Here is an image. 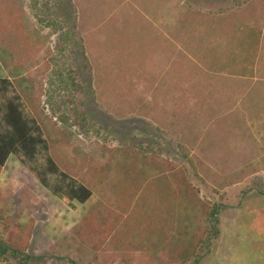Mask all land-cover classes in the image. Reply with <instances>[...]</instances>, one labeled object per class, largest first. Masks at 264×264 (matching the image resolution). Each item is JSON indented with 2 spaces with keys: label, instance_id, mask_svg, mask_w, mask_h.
Returning a JSON list of instances; mask_svg holds the SVG:
<instances>
[{
  "label": "rangeland",
  "instance_id": "rangeland-1",
  "mask_svg": "<svg viewBox=\"0 0 264 264\" xmlns=\"http://www.w3.org/2000/svg\"><path fill=\"white\" fill-rule=\"evenodd\" d=\"M4 1L34 49L23 63L1 51L0 75L35 97L59 164L86 177L109 166L95 176L78 220L11 163L14 192L0 202V240L21 239L26 249L0 264H19L25 254L24 264H264V0H66L75 25L68 58L57 55V32L39 20L35 0ZM187 13L195 15L185 23ZM238 22L260 29L247 76L216 68L236 52L229 39ZM130 39L141 66L115 53ZM151 159L189 170L186 180L207 209L222 205L219 232L201 244L197 263L171 260L149 247L154 236L131 233L154 200L146 185L161 171L144 164ZM205 217L193 209L181 220L187 239L203 235Z\"/></svg>",
  "mask_w": 264,
  "mask_h": 264
},
{
  "label": "trees",
  "instance_id": "trees-1",
  "mask_svg": "<svg viewBox=\"0 0 264 264\" xmlns=\"http://www.w3.org/2000/svg\"><path fill=\"white\" fill-rule=\"evenodd\" d=\"M34 8L38 9L40 13L38 17L41 19L39 20H45V26L52 27V30L57 32V44H55L57 55L68 58L71 45L74 44L75 46L73 43L75 39L72 34L75 27L74 14L69 1L35 0ZM188 15L194 17L195 14L187 13L183 18L185 23L190 22ZM233 35H235L234 38L231 37L229 42L236 51L235 54L231 53L229 57L222 59L216 68L237 75H250L259 47L260 29L253 24L238 22ZM131 43L133 41L130 39L131 47L126 51H121L122 49L118 47L115 53L126 52V56L128 54L135 56L133 52L136 49ZM33 49L32 38L27 32L25 24L6 4V1L0 0V56L5 53L1 51H7V54H14L18 62L23 63ZM134 62L141 66V57L137 56ZM213 62L216 63L215 60ZM63 64L64 60L62 59L61 65ZM34 102L33 94L21 91L13 78L9 75H0V171L3 172L0 179V202L3 205L14 192L13 182L6 164L10 158L33 177L39 187L45 189L73 210L75 206L72 201L84 204L91 197V188L94 185L95 176L101 175L103 170L108 168L109 163L108 161L105 162L99 169L92 167L88 177L84 172L80 175L78 168L72 164H70L71 166L59 164L53 155L54 140L42 127L37 117ZM129 155L132 153L127 156ZM144 164L159 169L161 174L155 176L146 185L147 190L151 192L154 198L150 206L151 211L150 213L146 209L140 211L143 218L137 220L138 224L131 233L139 234L143 238L154 236V241L149 247L157 249L171 260L178 259L183 262L191 260L197 263L201 256L198 253L201 244L204 243L205 239L215 238L219 232L216 215L221 210L222 205L213 203L207 209L205 204L199 202L193 193L192 186L186 180V177L191 176L189 170L188 174H184L183 169L180 168L181 173L170 167L171 165L167 160L157 163L151 159V162H144ZM121 165L123 166V164ZM133 167L129 166L127 170L132 172ZM225 184L228 182L224 181L220 186ZM193 209L199 214L205 215L207 223L198 234H203L202 236L197 237L196 232H194L187 239L180 222L187 218V215L189 217V213ZM3 212L4 209H1L0 215H3ZM179 213L181 218L178 220L176 217ZM3 219L5 226H8L12 217L5 215ZM81 221L84 222V219ZM174 221H176L175 225L178 229L173 224ZM95 230L91 226L87 232H94ZM98 231L106 236L110 229L101 226ZM172 231L176 233L174 236L171 234ZM24 242L21 239H14L12 236L0 240V258H19L17 256L26 249ZM207 245L208 243H206ZM136 247L145 250L148 245H136ZM28 257L27 254L22 255L19 264H24Z\"/></svg>",
  "mask_w": 264,
  "mask_h": 264
},
{
  "label": "crops",
  "instance_id": "crops-1",
  "mask_svg": "<svg viewBox=\"0 0 264 264\" xmlns=\"http://www.w3.org/2000/svg\"><path fill=\"white\" fill-rule=\"evenodd\" d=\"M11 163H15V165L16 166H19L18 164H17V162L16 161H14L13 159H8L7 160V162H6V164H7V170L9 169V168H11ZM20 167V166H19ZM21 168V167H20ZM23 169V168H22ZM24 170V169H23ZM25 171V170H24ZM1 172V171H0ZM26 172V171H25ZM28 174V173H27ZM29 175V174H28ZM33 178V177H32ZM34 179V178H33ZM35 180V179H34ZM36 182V181H35ZM36 184H37V182H36ZM37 187H38V189H42L43 190V192L44 193H46V194H48V196H50L51 198H53L54 200H57L58 202H60V204H62V205H64L66 208H67V210L66 211H71V212H73L74 214H75V218L76 219H80V218H82L83 217V215H84V213L82 212V213H80V206H82V205H84V204H80V203H78V202H76V201H72V203L74 204V206H75V209H70V208H68L66 205H65V203L64 202H62L61 200H59L58 198H56L55 196H53V195H51L49 192H47L45 189H43L42 187H39L38 186V184H37ZM45 190V191H44ZM31 192V191H30ZM30 192H29V194H30ZM33 195H36L37 193H32ZM33 198V197H32ZM33 200H35V199H33ZM30 206H32V202H31V204H29Z\"/></svg>",
  "mask_w": 264,
  "mask_h": 264
}]
</instances>
